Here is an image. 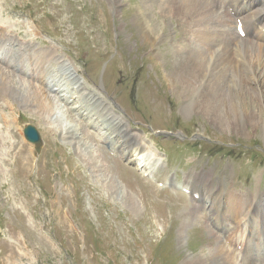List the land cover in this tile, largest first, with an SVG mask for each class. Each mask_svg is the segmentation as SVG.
<instances>
[{
    "label": "rangeland",
    "instance_id": "obj_1",
    "mask_svg": "<svg viewBox=\"0 0 264 264\" xmlns=\"http://www.w3.org/2000/svg\"><path fill=\"white\" fill-rule=\"evenodd\" d=\"M140 2L0 0V21L20 37L18 46L23 49L31 39L38 50L53 44L70 57L87 79L83 95L97 90L107 98L123 126L161 155L169 181L144 176L117 144L104 141L101 126L88 124L84 109L77 112L84 98L75 104L59 100L52 86L50 112L33 111L18 98L13 108L4 105L7 117H0V264H181L188 252H204L220 241L208 235V212L192 219L191 197L169 183L182 184L186 176L210 170L213 181L230 173L238 192L253 191L257 184L264 195L260 131L249 127L241 136L202 114L184 116V101L175 93L180 86L171 85L169 75L175 69L171 45H185V35L177 19L162 18L153 4L143 17L150 13L162 34L155 44L141 33ZM0 67L29 85L18 69L1 60ZM245 83L255 88L256 83ZM59 103L63 109L55 108ZM89 108L96 111L94 104ZM62 117L80 124L81 140L64 136ZM26 124L41 136L39 152L23 136ZM185 220L189 225L180 244Z\"/></svg>",
    "mask_w": 264,
    "mask_h": 264
},
{
    "label": "bare ground",
    "instance_id": "obj_2",
    "mask_svg": "<svg viewBox=\"0 0 264 264\" xmlns=\"http://www.w3.org/2000/svg\"><path fill=\"white\" fill-rule=\"evenodd\" d=\"M140 4L137 11L141 16V33L155 44L161 42L162 34L147 16L150 13L143 17L153 4L160 9L162 18L177 19L178 29L181 26L185 35V45L179 42L171 45L175 69L174 76L169 75L171 85L180 86L175 93L184 101L180 108L184 116L202 114L221 130L241 136L247 135L248 128L252 127L260 131L264 142V0H142ZM238 24L244 36L238 33ZM34 35H37L36 29ZM19 40L20 37L0 21V60L7 68L18 69L30 78L26 86L23 77L0 67V100L4 102L0 103L1 118L7 117L4 105L11 109L18 98L33 111L50 112L54 107L48 96L52 86L59 100L75 104L73 101L78 103V98L82 97L86 103L80 104L77 112L84 109L87 123L101 126L98 134L104 141L117 144L123 158L144 176L160 179L162 184L169 182L167 165L161 155L145 145L143 137L123 126L117 114L109 111V100L102 98L96 89V93L83 95L86 78L70 57H64V52L53 44L38 50L31 39L23 40L21 49ZM153 54L158 57L160 52L154 49ZM56 66L61 72L56 71ZM50 69L55 70L54 74L49 73ZM246 80L256 83L253 90L246 85ZM92 104L95 112L89 108ZM55 108L63 109V106L59 103ZM60 121L65 122L64 136L71 140L82 139L80 124L67 122L63 117ZM84 144L90 150L88 141ZM210 175V170H202L186 176L182 184L169 183L190 195L193 205L187 215L192 219L202 218V213L208 212L212 228L208 235L220 241V244L214 243L215 246H207V252H188L181 264H264L263 193L257 184L253 191L238 192L232 187L230 173H225L222 180L217 176L214 181ZM211 206L220 209L215 211ZM188 225L187 220L181 225L180 244L185 242ZM225 225H229L230 230L225 229Z\"/></svg>",
    "mask_w": 264,
    "mask_h": 264
},
{
    "label": "water",
    "instance_id": "obj_3",
    "mask_svg": "<svg viewBox=\"0 0 264 264\" xmlns=\"http://www.w3.org/2000/svg\"><path fill=\"white\" fill-rule=\"evenodd\" d=\"M23 135L27 141L34 144V148L38 152L41 148V137L36 128L31 124H26L23 128Z\"/></svg>",
    "mask_w": 264,
    "mask_h": 264
}]
</instances>
